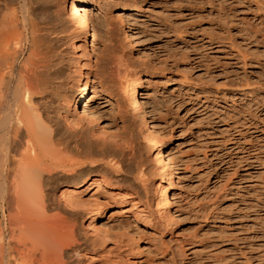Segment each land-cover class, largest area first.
<instances>
[{
	"label": "bare ground",
	"instance_id": "6f19581e",
	"mask_svg": "<svg viewBox=\"0 0 264 264\" xmlns=\"http://www.w3.org/2000/svg\"><path fill=\"white\" fill-rule=\"evenodd\" d=\"M103 1L118 14L96 18ZM121 3L0 0V264H138L140 228L99 224L110 203L146 227L177 220V161L132 58L114 48L104 68L92 66L100 38L134 48L125 11L139 8ZM92 85L111 117L87 100ZM139 141L146 156L136 162Z\"/></svg>",
	"mask_w": 264,
	"mask_h": 264
},
{
	"label": "rangeland",
	"instance_id": "374dc122",
	"mask_svg": "<svg viewBox=\"0 0 264 264\" xmlns=\"http://www.w3.org/2000/svg\"><path fill=\"white\" fill-rule=\"evenodd\" d=\"M120 1L139 8L125 11L134 48L100 38L92 66L104 68L114 48L132 58L149 116L177 161L178 215L162 230L110 203L99 224L110 234L140 228L138 264H264V0ZM105 3L93 7L96 18L120 11ZM95 86L87 100L111 117L113 103ZM139 144L136 162L146 156Z\"/></svg>",
	"mask_w": 264,
	"mask_h": 264
}]
</instances>
